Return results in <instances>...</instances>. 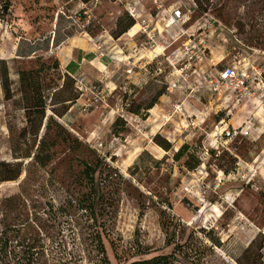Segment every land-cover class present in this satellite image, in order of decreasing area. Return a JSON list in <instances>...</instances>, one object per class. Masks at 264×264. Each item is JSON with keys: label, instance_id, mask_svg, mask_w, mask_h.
I'll return each instance as SVG.
<instances>
[{"label": "rangeland", "instance_id": "1", "mask_svg": "<svg viewBox=\"0 0 264 264\" xmlns=\"http://www.w3.org/2000/svg\"><path fill=\"white\" fill-rule=\"evenodd\" d=\"M152 1L99 0L87 18L82 0H0V70L3 62L12 92L5 100L0 88V162L22 167L17 181L0 185V264H103L98 237L110 264H126L124 251L139 245L151 254L134 260L184 245L176 264H264V122L254 117L247 136L223 147L210 138L231 128L230 119V124L238 120L240 102L206 96L200 101L205 107L182 105L173 112L166 83L174 76L163 61L168 78L162 84L150 80L129 98L122 78L108 99L106 111L118 105L123 115L140 109L138 121L125 116L113 132L112 125L101 122L102 110L83 115L79 108L69 109L71 81L60 68L52 69L57 48L77 36L103 33L109 54L124 5L141 2L152 12ZM161 1L166 8L194 5L192 0ZM199 1L207 12L198 9L185 27L197 36L212 25L205 32L212 62L264 68V0ZM118 44L115 51L127 54L124 40ZM41 66L48 69L41 76L45 117L27 120L18 72ZM160 91L154 111L144 110ZM176 96L171 102H185L184 94ZM165 115L170 120L162 125ZM157 134L170 143V151L153 142ZM99 142L101 152L94 149ZM185 144L201 152L195 170L173 160ZM37 153L45 164L34 160ZM83 162H99L96 194H90L94 204ZM87 199L84 208L79 201Z\"/></svg>", "mask_w": 264, "mask_h": 264}, {"label": "built area", "instance_id": "2", "mask_svg": "<svg viewBox=\"0 0 264 264\" xmlns=\"http://www.w3.org/2000/svg\"><path fill=\"white\" fill-rule=\"evenodd\" d=\"M98 3L99 0H92L88 4L82 3V15L90 18V14ZM152 4L154 6V11L151 12L153 17L148 19L141 18L133 8L126 11L135 20L133 26L137 27L135 35L141 39V43L133 49L134 54L139 57L138 62H135L136 55L133 57L126 56L122 60L125 75L130 76L135 70H138L153 81H158V77L162 76L164 80H167L168 77L163 75L162 63L165 61L172 68L169 75L174 76L166 83L168 94H184L187 101L201 100L205 96L212 97L228 92L237 103L246 100L250 101L256 108L264 109V68L248 65L220 66L219 62L213 63L209 57V36L205 34L206 30H211L212 25L209 24L200 29L202 32L197 36L191 31V27H185L195 13V4L193 9L187 8L185 10L180 7L166 8L161 0H153ZM160 11L167 13V18L162 23L156 19V14ZM104 36L102 33L93 44L98 56H106L107 54L103 49L102 39ZM142 51H148L151 56L144 63H142L144 57L139 56ZM107 55L112 61H121L118 56H124L121 51ZM204 64L207 65V68L202 70ZM73 79L75 89L79 93L78 100H83L79 106L80 113L87 115L93 111L102 110L99 116L100 120L107 122L108 114L105 113V110L109 107L108 99L112 96L114 89L108 85L91 86L82 76ZM126 102L125 106H129V101L126 100ZM178 102L176 100L173 103V112H180L183 102L179 104ZM113 112L117 116L125 118L121 106ZM168 120H170V116L165 115L162 125ZM254 120V116H250L242 127H231L223 129L219 133H212L210 135L212 143L223 147L238 136H247L248 130L254 126ZM190 125L192 129H196L194 122H191ZM102 147V143L99 142L94 146V149L101 152ZM205 152L208 153V149Z\"/></svg>", "mask_w": 264, "mask_h": 264}, {"label": "trees", "instance_id": "3", "mask_svg": "<svg viewBox=\"0 0 264 264\" xmlns=\"http://www.w3.org/2000/svg\"><path fill=\"white\" fill-rule=\"evenodd\" d=\"M90 1L92 0H82V3L88 4ZM192 1L196 6L195 14L197 13L198 9H199L198 11L199 13L204 14L207 12V9H202L201 7L202 3L199 0H192ZM134 25H135V20L132 17H130L127 12H125L123 16L118 18L115 25V31L111 33V37L113 39L120 38L121 36L127 34L130 31V29L133 28ZM1 64L3 65V67H1L2 69L0 70V77L2 80L1 88L3 91L4 99L10 100L12 98V92L8 81L7 69L4 66L3 62ZM53 64H54L52 67L53 70L60 68L59 62L57 60ZM46 70H48L46 67L41 66L35 70H30V71L21 70L18 72L19 83L21 85V95H22L21 100L25 104L24 110L27 113L26 115L27 120H30L32 116H36L38 119H40V121H42L45 117L44 115H45L46 103L43 97V88H42L43 85L41 81V76ZM68 78L73 86V96L68 100L69 109H70L79 99V93L75 89L74 79L70 76H68ZM129 89L130 87L125 88L124 90L125 96L129 98H134L135 97L134 92H131L129 94ZM162 95H163V91L158 92L157 95L152 99L148 107H145L144 110L146 111L151 110L157 104L158 98H160ZM127 108H130V106H128ZM127 112L138 117L139 119L142 115L140 109H138L137 111L136 110L132 111L130 109H127ZM123 120L125 121V118L119 116L114 120V123L112 125L113 132L116 131L117 126L119 125L120 122H123ZM153 142L166 152L171 150L170 143L162 139V137L159 134L153 137ZM42 145L43 143L40 141L38 145L39 151ZM39 156H40L39 153L34 155L33 157L34 160L41 164H45L42 162L41 159H39ZM200 156H201L200 151L198 152L191 151V147L185 144L174 152L173 160L175 162H182V166H184L188 170H195V168L200 164V160H201ZM83 166H84L83 175L85 179L88 181L90 187L89 196L91 199L89 200L93 201L92 203L94 204L96 202V199H92V196L90 194H93V196L94 194H96L95 175L99 170L98 169L99 162L96 166H91L83 162ZM21 174H22L21 163L12 164L7 162H0V185L5 182L17 181L20 178ZM89 200L88 199L87 201L81 200L79 202L82 203L81 206H83L84 208H88V206H86V202H88ZM98 238H99L98 243H99V253L101 254V261L103 264H110V261L106 256L103 245L100 246L101 243L100 237ZM183 246L175 245L170 254H160V255L151 256L149 258L134 260V258L147 257L151 254L148 251V249H143L139 245L138 249L130 248L124 251L125 254H127V259L125 263L126 264H176V262H178L177 256L182 253ZM184 256H187L186 252H184ZM116 258L120 259L122 257H120L119 254L116 253Z\"/></svg>", "mask_w": 264, "mask_h": 264}, {"label": "crops", "instance_id": "4", "mask_svg": "<svg viewBox=\"0 0 264 264\" xmlns=\"http://www.w3.org/2000/svg\"><path fill=\"white\" fill-rule=\"evenodd\" d=\"M174 6L175 5L172 4L169 7H174ZM144 7L145 6L141 2L139 3L135 2L134 4H132V6L129 3H126L124 5V9H125L124 11L126 12L129 8H133L135 9V11L139 14L141 18L148 19L150 17H153L151 10H147L146 7L144 9ZM177 7H180V6H177ZM166 18H167V13L165 11H162L161 13L156 15V19L159 21V23L164 22ZM135 30L136 31L133 32L134 36H132L133 33L130 34L129 32L125 35L126 38L123 36L121 39H118V40L115 39L112 42L113 44H109V46L107 47L109 48V52H110L109 55H111L119 47L118 43H120L121 40H124V45L126 46L127 54H124V56H118V58L121 59V61L119 60L112 61L108 57L107 54L106 56L97 55V52L95 51V47L93 44L99 38V36L87 37L85 35L82 37L77 36V37L72 38L67 43L57 48L56 52H54L55 58L59 62V67H60L61 72L72 78L80 77V76L85 77L87 80V83L91 86L93 85L95 87H100L102 85H108L112 89H114V92L117 89V87H119L117 82L120 81L122 78L124 79V82H123L124 87L122 86L121 88L123 90V93L125 90V83H126L127 88L130 87L129 94L131 92L136 91L137 89H141L143 86H146L151 79L145 76V74L138 72V70H135V72L131 74L130 76L125 75V72H124L125 68H123L122 63H121L122 60H124L126 56L133 57V55H136L134 54L133 49L140 45L141 39L135 35L137 32V29ZM104 42L106 46L107 43H110V39H106V41ZM139 56L144 57V59L142 60V63L148 61L151 58L150 53L148 51H142L139 54ZM138 59L139 57L138 55H136L135 62H138ZM162 79H164L163 76L158 77V81H153V82L156 84L158 83L162 84L161 83V81H163ZM170 97L177 98V96L176 94H173V95L168 94V98H167V100L169 101L168 104L172 107L173 103L175 102H171ZM216 97H218L219 100L222 99L223 102L227 101L226 98H228L230 101L233 102V98L229 95L228 92L220 93L216 95ZM200 101L201 100H190V101L185 100V102L183 103V106L184 105L188 106L192 108V110L193 109L195 110L196 109L195 107H197V105L205 107V105L203 106V104H201ZM82 103H83V100H78L77 103H75L71 107L70 111H74L75 108H79V106ZM154 109L155 108L150 110V112L152 113ZM110 110L109 111L105 110V113L108 114V121H107L108 124L113 125L115 114L113 112V109H110ZM237 110H238L237 115L241 114V116H239L238 120L235 121L237 124H235V122L230 124L231 120L233 119L229 120L228 123L232 127H235V126L242 127L250 116L260 118L261 121L264 122V109L256 108L250 101H246V100L241 101ZM94 112L95 111H93V113ZM124 116H128V118L131 121L139 120L138 117L128 113L127 111ZM194 116L196 117V119L198 118L197 117L198 115H194Z\"/></svg>", "mask_w": 264, "mask_h": 264}, {"label": "bare ground", "instance_id": "5", "mask_svg": "<svg viewBox=\"0 0 264 264\" xmlns=\"http://www.w3.org/2000/svg\"><path fill=\"white\" fill-rule=\"evenodd\" d=\"M135 29H137V27H133V28L131 29V31H130V34H132L134 31H136ZM132 36H134V33H133Z\"/></svg>", "mask_w": 264, "mask_h": 264}, {"label": "water", "instance_id": "6", "mask_svg": "<svg viewBox=\"0 0 264 264\" xmlns=\"http://www.w3.org/2000/svg\"><path fill=\"white\" fill-rule=\"evenodd\" d=\"M3 11L6 13V11H7V8L5 7Z\"/></svg>", "mask_w": 264, "mask_h": 264}]
</instances>
